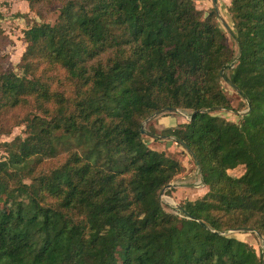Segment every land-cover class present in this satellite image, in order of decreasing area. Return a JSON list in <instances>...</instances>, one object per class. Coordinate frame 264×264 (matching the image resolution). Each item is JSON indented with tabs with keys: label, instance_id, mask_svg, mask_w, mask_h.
Segmentation results:
<instances>
[{
	"label": "trees",
	"instance_id": "1",
	"mask_svg": "<svg viewBox=\"0 0 264 264\" xmlns=\"http://www.w3.org/2000/svg\"><path fill=\"white\" fill-rule=\"evenodd\" d=\"M14 1L59 15L24 31L17 72L0 68V133L25 125L0 145V264H262L264 0H229L236 57L192 0ZM223 77L245 102L239 123L213 114L231 109ZM176 109L190 120L162 136L206 192L173 215L160 194L183 167L140 131Z\"/></svg>",
	"mask_w": 264,
	"mask_h": 264
},
{
	"label": "rangeland",
	"instance_id": "2",
	"mask_svg": "<svg viewBox=\"0 0 264 264\" xmlns=\"http://www.w3.org/2000/svg\"><path fill=\"white\" fill-rule=\"evenodd\" d=\"M192 1L195 3L196 7V1ZM15 3V8H12L9 3L0 2V29L2 30V35L6 36L8 40V42L0 50V68L4 72H17V65L26 49V43L23 39L24 31L27 30L33 23L54 24L59 15L58 6H51L46 10L43 17H40L36 13L28 10L26 2L16 1ZM202 12L206 13L207 11ZM216 21L226 35L228 47L234 51V57H236L237 49L228 33V30L222 26L218 18ZM231 31H233V29ZM225 74L228 75L229 72L225 71ZM221 75H223V72H221ZM220 86L231 109L216 110L213 114L228 122L239 123L240 116L247 111L246 106L244 105L245 102L240 98L236 90L229 85L226 78H221ZM190 114V110L182 109L165 111L155 114L153 117L144 121L142 125L143 140L147 147L152 150L154 149V151L164 152L167 157L177 160L183 167L182 172L176 176L175 180L171 183L172 187L170 189H163L160 194V201L163 209L167 213L173 215H178V208L183 202L195 201L198 197L202 196L204 192H206V189L201 181V175L198 167L195 165V162L190 154L182 146L176 144L173 141V138H166L162 136V132L164 130L176 128L180 124L187 123L189 121ZM167 120H170L172 123H162ZM14 122L15 121H9L6 125L10 127ZM170 125L173 127H170ZM150 134H153L152 137ZM24 135L25 125L23 123H18V125L10 129L8 134L0 133V145L6 142H11L16 137H23ZM154 137H157L158 139L154 140ZM160 148H164V150L162 151ZM4 156L5 153L0 148V159L4 158ZM51 165L52 164H44L43 168L47 169V167H50ZM226 234L229 237H233L247 243L255 249L257 254H260L259 250L261 248V239L255 233L229 231ZM262 261H264V253L262 254Z\"/></svg>",
	"mask_w": 264,
	"mask_h": 264
},
{
	"label": "crops",
	"instance_id": "3",
	"mask_svg": "<svg viewBox=\"0 0 264 264\" xmlns=\"http://www.w3.org/2000/svg\"><path fill=\"white\" fill-rule=\"evenodd\" d=\"M195 1H196V8L198 10L209 11L212 8L216 9L215 11L218 16V20L221 22L222 26L226 28L228 31H231L233 29L231 17L227 12L229 0H195ZM0 2H7L12 8H15L16 6L15 3L16 1L14 2V0H0ZM162 123L171 124L172 122L170 120H167V121H163ZM160 150L163 151L164 148H160Z\"/></svg>",
	"mask_w": 264,
	"mask_h": 264
},
{
	"label": "water",
	"instance_id": "4",
	"mask_svg": "<svg viewBox=\"0 0 264 264\" xmlns=\"http://www.w3.org/2000/svg\"><path fill=\"white\" fill-rule=\"evenodd\" d=\"M216 10V9H215ZM228 83H229V85L230 86H232V84H231V82H229L228 81ZM233 87V86H232ZM234 88V87H233ZM173 111H175V110H173ZM153 117V116H152ZM189 120H190V118H189ZM141 133H143V131L141 130L140 131ZM172 187V184H169L167 187H166V189H170ZM234 232H244V230H242V229H237V230H234ZM262 240V239H261ZM262 264H264V261H262Z\"/></svg>",
	"mask_w": 264,
	"mask_h": 264
}]
</instances>
